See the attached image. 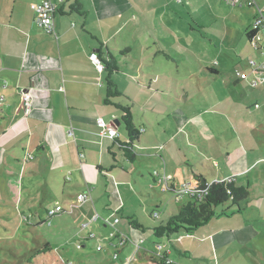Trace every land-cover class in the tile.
<instances>
[{"label":"crops","instance_id":"crops-1","mask_svg":"<svg viewBox=\"0 0 264 264\" xmlns=\"http://www.w3.org/2000/svg\"><path fill=\"white\" fill-rule=\"evenodd\" d=\"M39 1L0 0V95L4 96L0 105V159L8 160L9 156L20 159L29 152L31 158L24 160L30 164L28 171L49 176V182L45 181L56 184L51 190L68 200L70 212L74 206L84 207L85 212L79 218L85 220L79 228H91L84 239L107 238L114 247L106 251L112 254L111 262L100 256L91 264H162V258L155 256L157 252L172 260L170 247L163 250L162 246L160 249L156 246V252L150 251L141 246L140 236L134 238L117 226L121 218L134 216L127 214L124 206L134 186L140 187L146 172L156 166L160 174H153L151 179L161 185L162 191L174 192L175 198L181 185L196 183L198 175L207 183L231 178L234 184L249 190L255 186L261 194L258 204L263 209L260 211L262 224L255 226L254 220L244 217L253 200L251 195L239 205L226 204L218 212L214 210V215L194 230L181 229L174 239L181 257L196 254L197 259L207 261L211 254L212 257L220 254L225 255L221 261L229 260L236 248H245L247 241L264 239V42L255 48L248 37L257 15L255 7L247 6L251 10L247 19L239 20L254 49L251 50L254 57L249 60L261 66L253 70L248 60L249 73L242 71L247 79L204 67L207 78L221 76V91L204 92L207 97L215 95L216 100L206 102L205 99L200 106L186 103L187 108L183 106L180 114L173 100L170 104L164 103L163 96L169 94L157 84V78L164 75L162 70L171 74L164 75L166 78L179 74L172 65L177 55L163 51L166 42L163 40L173 38L170 41L175 43L183 31H194L192 25L178 23L179 12L184 14L181 10L189 0H185L184 5L183 0H64L61 3L52 0L58 7L54 14L56 35L34 22V6ZM205 1L211 3V0ZM255 1L258 7H264V0ZM75 2L86 11L84 17L70 8ZM262 14L264 17V10ZM155 34L163 40L148 39ZM134 48L139 51L138 60L129 55L134 54ZM91 52H96L102 61L113 59L118 67L111 79L123 96L112 102L130 106L133 122L141 134L133 143L132 160L121 145L128 141L121 110L104 102L106 70L96 69ZM119 57L128 62V68L119 67ZM167 62L171 67H163ZM120 77L134 87L130 89L131 95L122 89ZM251 79L257 80L255 87L248 84L247 80ZM22 90H27L31 96L32 107L28 114L21 108L19 94ZM135 96H138L140 109L137 118L133 111ZM249 100L256 102L254 108L248 107ZM151 111L156 115H148ZM102 121L115 127L117 138L101 135ZM5 164L8 163H0V166ZM163 174L167 177V189H163ZM109 186L114 192V208L108 205L111 204ZM87 189H90L91 199L79 203L73 198ZM182 198L186 200L185 196H178L176 200L180 202ZM179 207L175 213L167 212L165 220L176 214ZM95 213L109 220L118 217V221L113 226L105 224L100 218L93 219ZM152 214L158 217L157 211ZM139 223L146 228L156 226L152 221ZM117 232L127 235L137 245L132 242L120 245L117 257L113 258L117 241L111 237L116 238ZM83 246V242L76 245ZM34 261L56 264L54 259L46 260L42 253L29 263ZM173 261L190 264L183 258ZM65 262L71 264L69 259Z\"/></svg>","mask_w":264,"mask_h":264},{"label":"rangeland","instance_id":"rangeland-1","mask_svg":"<svg viewBox=\"0 0 264 264\" xmlns=\"http://www.w3.org/2000/svg\"><path fill=\"white\" fill-rule=\"evenodd\" d=\"M184 2L185 0H183V5ZM184 6L185 9L181 10L184 14L179 12L181 17L178 19V23L181 26L192 25L194 31H183V34H180L175 43L170 41L173 38L169 39L167 37L166 40H163L160 37L158 38L156 34L150 38L148 37L149 40L156 37L158 40L166 41V45L163 44L165 47L163 51L166 50L172 55H177L173 57L172 65L173 70H177L179 74L173 76V78H166L164 75L171 74L165 72L166 70H162L161 74L164 75L157 78V84L162 87L164 92L169 94V96H163L164 103L170 104V101L173 100L172 104L175 108L178 107L180 114L183 106L184 109L187 108L186 103H190L189 106H200L205 103V99H207L206 102L216 100L215 95L207 97L204 92L216 94L221 91V76L207 78L204 67H213L218 69L221 74L227 73L228 76H233L236 72L242 71L249 73L250 66L247 61L254 57L251 54V50L254 49L249 44L242 22L239 20L241 18L247 19L246 15L251 11L249 7L231 6L223 0H211L209 4L205 0H189L186 1ZM184 33H186V37L182 38ZM120 37L121 35L117 36L118 39ZM122 53L124 52L122 51ZM129 55L138 60L139 51L134 48V54ZM118 60L120 68L126 69L129 67L127 61L123 62L120 57ZM163 67H171V64L169 62L164 63ZM160 68L158 69L160 70ZM191 73H195V75ZM118 81H120L119 84L122 89L129 91L131 95L130 89L134 87L128 86L123 77H120ZM247 90L251 91L249 88ZM133 101H135L133 111L137 118V114L140 113L138 96H135ZM255 103V101L249 100L248 107L250 109L254 108ZM130 104L132 106V103ZM148 115H156V112L151 111ZM19 158L15 159L9 156L8 160L4 159L2 161L0 159L1 164L8 163L5 166H0V264H43V261L29 262L40 256V254L37 255L38 257L32 256V254L35 253L36 249L44 246L46 242L50 245V249L43 252L42 255L46 257V260L49 259V262L54 259L56 264H59L60 256L63 259L61 264H69L65 262L67 259L71 260V264H91L95 259H100V256L111 262L113 260L112 254L108 255L106 251L107 249L108 251L109 249L114 250V247L107 238L95 236L91 239H84L91 231L90 227L79 228L80 223L85 220V218H79L81 213L85 212L84 207L74 206L71 213L68 200L59 195V192L51 190V187L54 189L56 184L50 182V185L48 183L49 176H45L42 174L43 172L39 174L28 171L30 164L24 161L27 160L25 159V153ZM24 166H26L25 169H23ZM151 169L150 172H146L147 175L143 178L144 181L142 180L141 186H134L133 194L130 195L124 209L127 214L134 215L130 217L135 218L138 222L146 220L158 225L166 222L167 212L175 213L177 206L184 202V198L179 199V202L176 200L174 192L162 191L161 185L151 179L154 172L161 170H158L157 166L156 169L152 171ZM108 189L109 194H111V204L108 205L114 208L116 205L113 200L114 192L112 187L109 186ZM260 195V191H256L255 186H252V189L249 190V198H253V200L249 202V207L244 214L246 219L254 220L255 226L262 224L263 220L261 217L262 212H260L263 209L258 204ZM73 198L76 199V196H73ZM69 201L72 202V200ZM55 203H60L66 211L47 219V210ZM95 203L97 205V202ZM226 204L233 206L231 201L226 200L214 210L218 212ZM95 209L99 211V208ZM154 211L158 213L157 218L153 217L152 213ZM117 226L124 228L123 231H127L134 238H136L135 235L140 236L143 241L141 246L150 251L156 252L158 244L162 246L163 250L170 247V258L175 261L183 258L190 264H264L263 238L247 241L245 248L235 245L240 250L236 248L229 260L221 261L225 255L215 254L212 257L211 254L209 260L203 261L197 259L199 256L196 254L188 258L181 257L180 247L174 241L181 230L169 237L157 238L150 231L132 229L126 217L121 218ZM250 236V233H248L247 237L249 239ZM248 238L244 240L246 241ZM111 239L116 240L114 237H111ZM81 242L84 243V246L76 247ZM98 247L100 248L98 249ZM231 251L232 249H230ZM196 253L199 254L200 252ZM50 264L52 263L50 262Z\"/></svg>","mask_w":264,"mask_h":264},{"label":"trees","instance_id":"trees-1","mask_svg":"<svg viewBox=\"0 0 264 264\" xmlns=\"http://www.w3.org/2000/svg\"><path fill=\"white\" fill-rule=\"evenodd\" d=\"M70 8L78 12L83 17L86 15V11L82 10L81 5L77 2L72 4ZM250 35L251 32L248 33V37H250ZM102 63L104 64L103 70H106V95L104 98V102L111 103L121 110L122 120L128 137V141L121 143V145L124 147L126 156L132 160L135 156V153L132 150L133 143L139 140L141 134L133 122L130 106L128 104L123 105L112 102V99L123 96V94L118 90L116 84L111 79L112 74L115 71H118V67L115 61L113 59L111 61L103 60ZM196 183L199 187L203 188L207 182L204 180V178H202L201 175H198L196 176ZM248 196V188L243 185L234 184L233 179L230 182H226L224 180L217 181L209 184L207 192L200 199L194 195H185L186 200L180 205L178 212L176 214L171 215L164 223H160L152 228H146L133 217H127V219L129 221L130 226L134 229H150L151 233L157 238L163 236L169 237L173 234L178 233L181 229H185L186 231H192L200 225L206 223L214 215V209L224 203V201L230 200L232 203L239 205L241 202L246 201ZM121 235H124L128 238L127 235H118L117 232V237H114L116 241L119 240ZM129 240L133 241L132 239L128 238V242H130ZM49 249L50 245L48 244V242H46L44 246L36 249L35 253H33L32 256H37L45 252L46 250L48 251ZM117 249L118 246L116 244L115 252L117 251ZM166 258L167 256H164V258H162V264H167L164 260Z\"/></svg>","mask_w":264,"mask_h":264},{"label":"built area","instance_id":"built-area-1","mask_svg":"<svg viewBox=\"0 0 264 264\" xmlns=\"http://www.w3.org/2000/svg\"><path fill=\"white\" fill-rule=\"evenodd\" d=\"M63 1L64 0H59V3L63 2ZM223 1L225 3L231 5V6L246 5V6L255 7V9L257 10V15L253 19V22L250 26V30L248 31V33L251 32V35L249 37L250 42L252 43V45L255 48H257L260 43L264 42V17L262 14L264 7L263 8L258 7L255 0H223ZM57 9H58L57 3L53 2L52 0H41V1H39L34 6V22L36 23V25L45 29L50 34L56 35L55 27H54V14L57 11ZM90 58H91L92 62L94 63L97 70L102 71L104 69V64L102 63L101 59L99 58V56L96 52H91ZM249 63L252 66L253 70H256L258 67L261 66V65L257 66V64L255 63V61L253 59L249 60ZM236 75L241 79H247L246 73L236 72ZM247 81H248V84L252 87H255L258 84L257 80L251 79V80H247ZM19 96H20V101H21V108H22L24 114H28V112L30 111V109L32 107L31 96L27 90H22L20 92ZM3 101H4V96L0 95V105L3 103ZM256 106H258V105H256ZM102 126H103V129L101 131L102 136H106L110 139H114V138L118 137V132L112 124H106L102 121ZM25 156H26V159L31 158V154L29 152H26ZM81 156H82V154H81ZM154 174L157 175L158 172H154ZM162 177H163V180L165 182L163 189H167L168 188L167 177L164 174L162 175ZM231 180L232 179L230 178V179H226L224 181L230 182ZM221 181H223V180H221ZM209 184L210 183H206L205 186L202 188V187H199L197 183H194V184L184 183L181 185L180 189L176 193V199H178V196H185V195H190V196L194 195L200 199L207 192ZM87 199H91V196H90L88 189L86 191L76 195V200L79 203H81ZM62 209L63 208L61 205H56V206L48 209L47 210V218L50 219L56 213L61 212ZM154 216L156 217L157 214L155 213ZM97 218H100L105 224H108L111 226H113L118 221V217L114 218L113 220H109L108 218L100 217L97 213H95L93 216V219H97ZM85 225L86 224H84L83 226H85ZM126 242H128V238L124 235H121V237L117 241V246L119 247L120 245H123ZM130 242H132V241H130ZM132 243L134 245H137V244H135L136 242H132ZM99 248L100 247H98V249ZM157 248L160 249L161 245L158 244ZM155 256L158 259L164 258V256L159 252L155 253ZM116 257H117V252H114L113 258H116ZM165 263H167V264H178V263H176L173 260H170L168 258L165 259Z\"/></svg>","mask_w":264,"mask_h":264}]
</instances>
